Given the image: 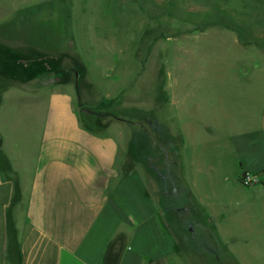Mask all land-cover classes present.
I'll use <instances>...</instances> for the list:
<instances>
[{"label": "rangeland", "instance_id": "1", "mask_svg": "<svg viewBox=\"0 0 264 264\" xmlns=\"http://www.w3.org/2000/svg\"><path fill=\"white\" fill-rule=\"evenodd\" d=\"M150 1L173 2L182 12L211 11L260 47H243L223 27L196 31L150 7ZM62 75L77 93L79 113L103 127H121L122 144L136 141L138 173L131 187L141 188L138 178L146 166L140 154L143 113L150 119L148 157L160 155L165 173L169 160H176L170 161L165 186L184 185L181 158L188 164L195 149L202 164L194 173L201 195L210 189L208 164L218 169L212 206L221 211L216 222L212 217V254L192 260L181 243L182 258L172 257L169 264H264V182L250 174L264 169V0H0V100L6 92L39 96L40 88H57ZM204 124L212 126L211 133ZM150 163L149 176L154 174L159 187V166L154 159ZM239 163L258 178L256 184L243 186V175L233 180ZM168 233L171 242L175 235ZM205 249L202 243L194 250Z\"/></svg>", "mask_w": 264, "mask_h": 264}, {"label": "crops", "instance_id": "2", "mask_svg": "<svg viewBox=\"0 0 264 264\" xmlns=\"http://www.w3.org/2000/svg\"><path fill=\"white\" fill-rule=\"evenodd\" d=\"M37 91L39 96L22 91L1 95L0 264H169L172 257L182 258L181 243L192 260H200L202 253L210 257L212 223L221 211L212 206L218 172L212 162L204 172L208 196L197 189L194 173L202 164L195 159L196 149L189 165L181 158L185 188L173 181L165 186L175 161L169 160L165 173L160 155L148 157L146 124L140 153L146 166L136 190L131 187L138 173L136 141L122 144L121 127H103L79 113L69 76H59L57 88ZM203 127L212 132L211 125ZM153 159L160 167L155 168V174L161 172L159 187L148 172ZM238 170L233 180L248 173L242 163ZM253 173L264 182V169ZM204 195L209 201L202 205ZM169 231L175 235L171 242ZM202 243L206 251L196 252Z\"/></svg>", "mask_w": 264, "mask_h": 264}, {"label": "trees", "instance_id": "3", "mask_svg": "<svg viewBox=\"0 0 264 264\" xmlns=\"http://www.w3.org/2000/svg\"><path fill=\"white\" fill-rule=\"evenodd\" d=\"M148 5H150V7L152 6L155 9L157 8L164 11V13H166L169 18H174L175 20L183 23L193 24L195 26L196 31L219 26L229 31L235 32L237 34V39L239 44L242 45L243 47H248V46H256L258 48L260 47L258 45V42L254 40L250 34H244L242 29L239 28V26H237L234 22L223 19L218 15H212L211 11L182 12L177 10L176 8L177 6L173 2H166L162 5H155L153 4V2L150 1V4ZM220 13L223 14V12ZM139 119L142 120V122H144L145 125L147 124L149 126L150 119L148 116H145L144 113L142 114V116H139ZM174 161H176L175 158Z\"/></svg>", "mask_w": 264, "mask_h": 264}, {"label": "built area", "instance_id": "4", "mask_svg": "<svg viewBox=\"0 0 264 264\" xmlns=\"http://www.w3.org/2000/svg\"><path fill=\"white\" fill-rule=\"evenodd\" d=\"M257 182H258V178L256 176L249 175L247 173H245L240 179V183L243 186H252L256 184Z\"/></svg>", "mask_w": 264, "mask_h": 264}]
</instances>
